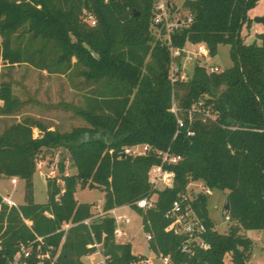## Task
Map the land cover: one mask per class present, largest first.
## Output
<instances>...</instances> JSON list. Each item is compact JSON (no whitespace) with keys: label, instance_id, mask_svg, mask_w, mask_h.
<instances>
[{"label":"trees","instance_id":"1","mask_svg":"<svg viewBox=\"0 0 264 264\" xmlns=\"http://www.w3.org/2000/svg\"><path fill=\"white\" fill-rule=\"evenodd\" d=\"M258 1L186 0L193 22L176 28L169 44L153 33L166 36L165 28L154 26V0H0V61L60 76L75 73L86 86L83 107L73 110L90 125L67 133L28 117L0 134V175L25 182L24 203L9 206L0 194V264H12L23 247L30 253L19 264H83L96 243L105 262L93 264H148L131 242L116 240L117 221L109 211L123 205L142 216L143 229L152 235L149 248L174 263L224 264L231 254L234 264H255L246 230H264V32L250 45L241 32ZM85 12L95 17V26L84 20ZM188 44H205L211 57L219 45H229L233 65L211 73L198 63L187 82L173 87L170 48ZM174 97L183 110L204 101L218 120L204 123L197 113L188 126L185 112L195 135L188 137L185 129L175 137ZM0 101L1 116L22 107L11 82H0ZM141 144L181 155L164 165L174 172L171 187L156 190L149 182V169L161 163L154 150L122 155L125 147ZM58 148L69 151L77 171L66 175L60 161L59 176L47 182V201L36 202L38 156ZM194 181L228 198L230 225L217 230L207 196H197L193 204L209 247L184 252L185 235L166 229V213ZM78 187L104 190V214L95 216L91 203L77 200ZM153 193V208L136 205Z\"/></svg>","mask_w":264,"mask_h":264},{"label":"rangeland","instance_id":"2","mask_svg":"<svg viewBox=\"0 0 264 264\" xmlns=\"http://www.w3.org/2000/svg\"><path fill=\"white\" fill-rule=\"evenodd\" d=\"M177 3L181 5L182 1L177 0ZM180 14L184 18L186 14L184 7L181 10L179 9V12L177 10L172 13L174 18L180 17ZM263 16L264 0H259L257 5L248 11V17L251 22L246 23L241 32V36L246 45L253 44L257 40L256 35L259 30L264 31L263 25L254 22L255 17ZM153 33L157 39L166 38L157 29H154ZM209 62L223 70L230 68L233 65L230 56V46L219 45L217 55L212 57ZM194 68L195 64L192 63L189 65V75L192 74ZM2 81L12 83L13 93L22 101V107L14 116L0 115V134L10 125L28 117L43 121L45 124L61 132L68 133L80 127L90 128V125L76 115L73 110L74 107H83V92L81 88L86 86L83 79L76 76L75 73L69 76H60L49 74L47 71L37 70L27 64L9 67L0 61V82ZM76 86L80 87V90ZM206 99H209V97L205 96L203 100ZM0 105H2L1 101ZM179 117H185V113L180 111ZM34 134L39 136V131H34ZM42 160L45 163H42ZM62 160L64 162L66 161L65 164H68L69 168L73 167L72 159L67 149H43L39 154L37 171L34 175V199L37 202L46 201L47 184L45 179H50L49 177L54 167L56 174L58 173V164ZM198 189H200V186L197 184L189 186V191L193 194ZM0 190L4 196H12L14 201H24L25 182L20 178L18 184L12 186L9 177H0ZM102 195H104V190L97 187L79 188L76 193V197L79 200L87 202H100ZM206 196L211 216L215 220L216 229L220 232H226L230 224L221 214L226 200L224 194L222 195L219 191L212 190V194H207ZM92 208H95L94 205H92ZM123 214L130 219L129 222H125L124 219L122 221L123 223L120 222L119 226L126 229V233H128L134 245L133 251L136 254L145 253L151 256L152 262L150 264H161V261L155 258V254L149 248L146 232L142 225V216L129 205L115 212L116 217L122 216ZM246 234L254 241L251 260H254L253 262H256L255 264H264V230L250 229L246 230ZM124 239H126V236L121 237L122 241ZM224 264H234L231 260V254L225 256Z\"/></svg>","mask_w":264,"mask_h":264},{"label":"built area","instance_id":"3","mask_svg":"<svg viewBox=\"0 0 264 264\" xmlns=\"http://www.w3.org/2000/svg\"><path fill=\"white\" fill-rule=\"evenodd\" d=\"M182 4L179 5L177 0H154L155 7V17H154V26H162L166 31V39L170 44L171 34L173 31L183 25H190L193 22V15L190 12H186L184 15H179L180 17L174 18L172 15L173 11L179 12V9H183L184 3L186 0H181ZM84 20L89 23L91 26L96 25V19L92 14L85 12ZM171 51V62L169 66L168 79L174 87L179 82H187L191 75H189V65L190 64H202L208 67L211 73H221L223 69L220 67L210 64V52L208 47L205 44H188L184 48H170ZM175 97L172 101L171 112L175 115L177 121V130L175 137L183 133L187 129V136L191 137L195 135V132L187 127V123L184 117H179V112L188 113V121L190 122L188 126L192 125L194 122V114H201L202 121L206 123L207 121H217L218 113H216L212 108L205 107L204 101H199L195 103L191 109L183 110ZM214 116V117H212ZM151 150L157 152L158 156L161 159V163L154 164L149 169V182L153 189H163L165 187H171L174 181V172L167 170L165 164L177 163L182 157L179 154L173 153L170 149L161 150L153 149L149 144L135 145L132 147H125L122 151V155H132L139 156L145 155ZM113 150H110L112 152ZM19 177L13 176L11 178V183L13 186L18 184ZM60 181V180H58ZM62 184L64 181L61 180ZM192 184H197L200 186V189L196 190V193L193 194L189 191V186ZM188 186L186 192H183L175 199L166 213V217L170 220L167 230L174 231L175 233L185 235V240L182 243V251L192 252L193 248L200 247L207 249L209 243L206 242L202 236L205 231V225L197 214L194 207L193 201L198 196V194L207 195L212 194V189L207 187L202 181L191 182ZM198 192V193H197ZM156 193H153L149 196H145L136 201V205L143 209H150L155 206ZM5 203L9 206L17 205V203L10 197H3ZM229 220V214L226 217ZM86 223H89V219L86 220ZM121 231L116 229V235ZM146 238L150 240L152 235L146 233ZM98 246L99 244H95ZM30 253L29 248L23 247L20 252H18L13 259L12 264H19L22 256H28ZM90 254V253H89ZM49 254L47 253V256ZM162 264H179L174 263L169 255H159ZM105 262V260L101 261ZM22 264H27L22 262ZM83 264H90L84 262Z\"/></svg>","mask_w":264,"mask_h":264},{"label":"crops","instance_id":"4","mask_svg":"<svg viewBox=\"0 0 264 264\" xmlns=\"http://www.w3.org/2000/svg\"><path fill=\"white\" fill-rule=\"evenodd\" d=\"M260 25H263V24H260ZM263 28H264V25H263ZM264 31L263 30H259L258 32H257V34H261V33H263ZM52 129H54V128H52ZM34 131H38L37 129H35ZM35 136H37V135H35ZM42 163H45V161H41ZM65 163H66V161H65ZM67 163H68V161H67ZM66 165V164H65ZM76 168L73 166L72 168H69V166H68V164L66 165V171H65V174L66 175H69V174H73V173H76ZM43 173V172H42ZM5 175H0V177H4ZM55 176H59V170H58V173L56 174V170H55V167L52 169V171H51V175H50V177L49 178H54ZM7 177H9V176H7ZM10 178V183H11V178L12 177H9ZM35 179V177L33 178V182L35 181L34 180ZM48 180L49 179H45V182H46V184H47V182H48ZM58 180H60V181H58ZM57 180V182L59 183V184H62V182H61V179H58ZM12 184V183H11ZM63 185V184H62ZM12 186H13V184H12ZM80 187H78L77 188V190L79 189ZM87 188V187H86ZM81 189H83V188H81ZM46 190H47V188H46ZM76 193H77V191H76ZM0 194L3 196V197H5L4 195H3V193L1 192V190H0ZM7 196H10V195H7ZM11 198H12V196H10ZM47 198H48V194H47ZM77 198V197H76ZM104 199H105V192H104V195H102L101 196V198H100V202H87V201H81V200H79L78 198H77V200L79 201V202H87V203H91L92 205H94V207L95 208H92V211H93V213L95 214V216H97V215H102V214H104L103 213V204H104ZM36 201V200H35ZM46 201H47V199H46ZM45 201V202H46ZM17 204H21V203H24V201H22V202H17V201H15ZM37 202V201H36ZM41 203H44V202H41ZM128 205H123V206H118V207H115V208H113L112 210H110L109 211V214L110 215H113L115 218H116V221H117V229H119L121 232L119 233V234H117L116 235V240L118 241V242H131L132 243V251H133V242L130 240V238H129V236H128V233H126V229L125 228H123V227H120L119 225H120V222L121 223H123L122 221L125 219V222H129V217L128 216H126L125 214H123L122 216H115V212H117L118 210H120V209H122V208H125V207H127ZM90 221V220H89ZM28 223L30 224V222L28 221ZM143 225V224H142ZM66 228H68L69 227V225L67 224L66 226H65ZM123 236H126V239H124L123 241L121 240V237H123ZM148 242H149V240H148ZM151 250V249H150ZM152 251V250H151ZM153 252V251H152ZM133 253H135L134 251H133ZM154 253V252H153ZM136 254V253H135ZM140 254H143V255H145L146 257H147V263L148 264H150L152 261V258H151V256H149V255H147V254H145V253H140ZM155 255V258H158L159 260H160V257H159V255H157L156 253H154ZM103 260H105V256L103 255V253H102V251H101V248H100V245H98L97 246V250L95 251V252H93V253H90V254H87V255H85V256H83V261L84 262H87V263H90V264H93V263H99V262H101V261H103ZM161 261V260H160ZM252 261V260H251ZM254 261V260H253ZM256 263V262H255ZM161 264H162V262H161Z\"/></svg>","mask_w":264,"mask_h":264},{"label":"water","instance_id":"5","mask_svg":"<svg viewBox=\"0 0 264 264\" xmlns=\"http://www.w3.org/2000/svg\"><path fill=\"white\" fill-rule=\"evenodd\" d=\"M254 22L257 23V24H264V16L263 17H255L254 18ZM198 197L201 198L202 194H198ZM229 212H230V204H229V200L227 198L226 201H225L224 206L222 207L221 214L226 219V217L228 216Z\"/></svg>","mask_w":264,"mask_h":264}]
</instances>
